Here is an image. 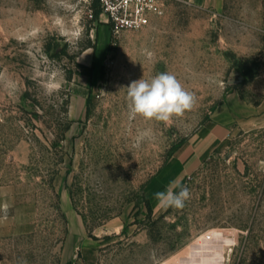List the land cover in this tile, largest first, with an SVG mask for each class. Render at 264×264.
Here are the masks:
<instances>
[{
	"label": "rangeland",
	"instance_id": "374dc122",
	"mask_svg": "<svg viewBox=\"0 0 264 264\" xmlns=\"http://www.w3.org/2000/svg\"><path fill=\"white\" fill-rule=\"evenodd\" d=\"M69 2L0 0V264H264V0H167L120 32ZM163 72L194 108L129 121L127 87ZM222 110L190 199L155 211L148 183Z\"/></svg>",
	"mask_w": 264,
	"mask_h": 264
},
{
	"label": "clouds",
	"instance_id": "9594fccd",
	"mask_svg": "<svg viewBox=\"0 0 264 264\" xmlns=\"http://www.w3.org/2000/svg\"><path fill=\"white\" fill-rule=\"evenodd\" d=\"M60 7L66 10L71 9L69 0H60ZM84 29L79 28L75 32L76 39L83 38ZM48 94L58 91V82H50L45 86ZM197 103L195 95L187 90L180 80L172 73L163 72L155 75L151 80L143 78L131 82L127 87V110L129 121L141 118L144 121H158L169 123L173 118L183 117L191 111ZM146 138V133H139L137 146L140 141ZM180 190L173 191L170 187L166 191L156 192L154 198L158 206L165 209H183L186 201L190 199V191L187 187H180Z\"/></svg>",
	"mask_w": 264,
	"mask_h": 264
},
{
	"label": "crops",
	"instance_id": "0c3cea01",
	"mask_svg": "<svg viewBox=\"0 0 264 264\" xmlns=\"http://www.w3.org/2000/svg\"><path fill=\"white\" fill-rule=\"evenodd\" d=\"M220 114L210 122L204 133L193 143L188 144L172 160V162L148 183L150 203L155 211H161L163 207L158 206L154 194L172 188L179 190L186 178L201 162L206 160L212 151L224 140L226 134V123L233 121L229 112L222 110ZM221 118V119H220ZM225 120V122H222Z\"/></svg>",
	"mask_w": 264,
	"mask_h": 264
},
{
	"label": "built area",
	"instance_id": "2783aa9c",
	"mask_svg": "<svg viewBox=\"0 0 264 264\" xmlns=\"http://www.w3.org/2000/svg\"><path fill=\"white\" fill-rule=\"evenodd\" d=\"M106 23L115 32L138 30L165 14L167 0H99Z\"/></svg>",
	"mask_w": 264,
	"mask_h": 264
},
{
	"label": "trees",
	"instance_id": "16d2710c",
	"mask_svg": "<svg viewBox=\"0 0 264 264\" xmlns=\"http://www.w3.org/2000/svg\"><path fill=\"white\" fill-rule=\"evenodd\" d=\"M98 1H99V0H95L96 3H97ZM99 12H100V11H97V12H96V15H97V16L99 15Z\"/></svg>",
	"mask_w": 264,
	"mask_h": 264
}]
</instances>
